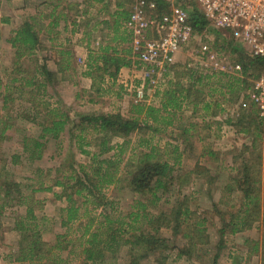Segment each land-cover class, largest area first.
Listing matches in <instances>:
<instances>
[{"label":"rangeland","instance_id":"obj_1","mask_svg":"<svg viewBox=\"0 0 264 264\" xmlns=\"http://www.w3.org/2000/svg\"><path fill=\"white\" fill-rule=\"evenodd\" d=\"M56 1H58L57 4H67L69 13L74 12L77 15L76 25L84 20L85 30L95 28L96 25V30L110 29L103 24V20H94L98 18L96 17L98 11L90 17L85 10L79 9L82 13L75 12L77 6L74 0ZM132 2L133 0H105L108 11L123 3V10L130 12ZM31 5L28 4V7L32 8ZM189 8L196 9L194 4H189ZM36 19L34 17L32 21ZM26 20H30V17ZM41 20L46 19L41 18ZM205 36L208 38L205 39L202 36V39L199 36L200 42H207L215 51L223 50L230 61H238V54L233 53L230 46H226L228 41L222 42L218 38V33L207 30ZM197 41L194 40L189 46L182 48L184 49L183 61H185L182 64L185 65L186 70L195 68L189 67L188 63L195 62H192V59L198 54ZM0 50L3 52L1 48ZM242 52L246 53L245 50ZM10 61L13 62L14 72L19 70L16 63L18 65L22 62L20 64L23 65V69L28 70L32 66V63H27V59L17 62L13 57ZM138 65H132V69H129L132 74L123 77L125 83H119L116 80V84L124 95L122 98L124 100L121 102L112 100L110 103L107 100L103 104L104 101L100 100L102 106L81 109L79 108L80 93L70 92L68 88L56 92L57 99L51 100L47 99V96L35 95L32 100L41 102L43 106L45 103L54 104L58 99L61 105L64 104L63 107H66V103H70L65 110H68L73 118L87 114L126 115L125 112H130L132 104L139 103L134 96L135 88L145 83ZM145 70L148 72L146 74H150L148 75L150 78L157 79L155 81L157 84L146 87L144 85L145 99L148 102L145 100L141 103L146 102L155 108H159L161 92L170 85L177 82L193 85L192 82L176 80V75H169L170 70L156 72L157 74H152L148 66ZM182 71L184 70L177 72L180 74ZM263 71L264 69L249 72L247 76H243V83L240 82V84L235 78L218 76L217 72L208 73L209 76L215 77L208 79V83L203 80L201 86L195 85L191 88L188 102L187 99L185 100V104L188 103V105H183L181 109L171 111L169 114L162 113L164 120L160 119L157 124L148 122L145 127L141 124L138 132L125 139L128 143L119 156L120 161L115 173L116 179H119L118 184L103 186L100 197L95 202L84 191L76 195L75 191L68 190V193L72 194L74 208H79V211L78 219L65 226L62 221L66 218L68 205L65 197L62 196L61 187H56L55 182L66 177H77L89 188V181L85 179V175L91 177V174H95L99 164L91 163L86 156L79 154L75 147L71 149L68 136L63 135L56 140L44 141V148L39 159L29 164L23 155L22 136L25 133L32 138H38L39 128L31 121L19 119L20 116L22 118L25 116L19 113L21 108L17 111L15 100L2 111L0 97V131L6 127V133L0 139V204L8 198L11 200L0 216V264H17L19 243L24 234L29 235L32 230L39 234L46 249L51 248L53 254L60 255L67 264H83L81 234L89 226L91 227L89 231L98 236L97 240L104 241L108 233L106 229L98 225L105 217L112 221L113 230L121 228L124 240L139 234L166 240L167 247L162 251L165 258L156 261L157 254L154 259L149 257L138 262L140 253L137 251L133 254L131 263L136 261L137 264H264V123L254 120V106L247 96L249 85L254 80L251 75H259ZM203 73L201 74L204 75ZM3 74L7 76L6 71ZM73 77L72 80L76 82L75 73ZM197 77L198 74L193 80ZM105 84L106 81H104ZM14 86L16 85H12L10 92ZM11 95L15 99L19 94L12 92ZM91 96H95L94 92H91ZM101 97L103 98L104 95ZM192 102L211 103V108L207 109L203 106L195 113L196 109ZM216 102L220 104L222 111L215 107ZM39 108H41L40 105ZM6 113L9 115L4 119L3 116ZM218 113H221L218 115L220 121L215 122L212 118ZM168 121L170 125L165 126ZM6 122L10 126H5ZM123 141L117 139L113 143L114 145L122 144ZM140 143L142 146L139 145ZM117 151L119 149L100 159L109 158ZM141 153L149 154L150 158L138 163ZM13 156L18 158L15 164L11 160ZM1 161L4 162L3 167ZM146 162L150 165L167 163L170 170L161 179L162 187L155 192H151L155 188L153 180L149 183L151 191L133 192L130 186L131 179L139 170L138 168L144 166ZM81 167L84 168L83 171ZM37 170L41 173L36 175ZM37 177H40V181L45 186L52 187V191L32 193L30 186L34 184L33 181H37ZM75 181L71 179L70 186H73ZM32 188H38V186L35 185ZM6 190H9V197L5 199ZM243 190H248L251 198L256 197L255 193L259 194L258 200L248 206L243 199ZM20 194L24 198L28 197L25 200L27 204L23 202L18 205ZM152 195L160 198L154 204L150 202L153 200ZM27 207L32 208L34 220L25 219ZM186 207L188 214L183 215L176 228L173 216L178 212L184 213ZM245 211H249V216L245 215ZM133 214L140 216L136 223H131L134 219ZM168 220L172 222L171 227L167 224ZM150 221L152 224L149 223ZM22 222L25 224V229L20 231L17 227ZM242 222L244 226L238 225L242 230L233 234L231 226ZM186 226L193 230L198 229L197 236L192 234L194 239L184 237L190 231ZM84 239L87 240V236ZM57 243L60 244L59 248L64 247V249L56 248ZM128 250V247L121 244L114 254L105 253L106 264H130Z\"/></svg>","mask_w":264,"mask_h":264},{"label":"trees","instance_id":"obj_2","mask_svg":"<svg viewBox=\"0 0 264 264\" xmlns=\"http://www.w3.org/2000/svg\"><path fill=\"white\" fill-rule=\"evenodd\" d=\"M103 1V0H100ZM158 8L160 10H165L166 5L158 1L157 2ZM119 9V13H117L116 19L113 20V25L109 26L114 32L119 33V36L114 37V41H118L120 44H127L128 48L122 50L120 53L126 57H120L119 51L117 52L115 48L112 47H99V53L97 56H93L92 52H90L87 61L85 62L86 70L85 72L81 73L80 75L88 76L91 78L92 85H91V92H94L95 96L91 99L92 101L95 100V97L98 99L101 96L105 95L109 89H104V81L108 79L110 83V87L115 85V81L119 75V71L122 68H130L132 65L137 66V62H133V50L130 46V34L124 29L123 25L128 18V13L121 8V5H117ZM33 18L30 20H26L19 29L14 32V36L9 40L11 44V48L15 51V60L18 61L20 58L26 56H30L35 52L39 47V40L37 37V33L34 28ZM190 21L193 29L196 32L201 33L204 28L206 27V22L204 21L203 17L199 15L197 10L191 11L190 13ZM228 41L227 47H231V51L235 54H238V63L242 66V76H247L249 72L256 71V70H263L264 69V61L262 59H256L249 56L246 53L242 52V49L238 48L232 41ZM223 41V42H226ZM223 51V50H221ZM94 54V51H93ZM134 63V64H133ZM71 65V62L67 58L65 61V68L68 69ZM198 68H191L182 71L177 77L176 80H185L186 82H192L193 85L190 84H182L181 82H177V84L170 85L167 89H165L160 94V102L159 108H155L153 106L146 105L144 103H136L131 105V110L129 112V116L122 115L120 113L114 114H87V115H77L72 118L70 114L65 110V112L59 108H49V104L45 103V106L41 104L39 101L36 102L40 105V110L34 109L33 111H29L31 116L29 120L26 118H22V120L31 121L35 123V125L39 128V136L38 138H32L25 133L22 136V151L23 155L26 157L28 163H34L35 160L39 159L41 151L44 148V141L49 139H58L61 134H63L68 127L67 136H68V143L69 147L73 149L74 147L77 149L79 154L86 156L91 163L96 162L99 164L97 167L95 174H91V177L85 175V179L89 181V188L80 182L79 178H63L61 181H56L55 186L61 187L62 189V196L65 197V201L68 206H66V218L62 221V224L68 225L72 221L78 219V211L79 208H74L72 194L68 193V190L75 191L74 194L80 195L83 191L87 193V196L91 197L93 202L97 201V198L100 197L101 188L105 185H114L118 184V178L116 179V171L117 166L119 164V156L123 153V147L128 143L125 139L129 137V135L138 132L140 130V125L142 124L144 127L151 122L153 124H157L160 119L164 120L163 114H169L171 111H177L181 109V107L185 104V100L189 99L190 90L195 85L201 86L203 84V80L206 82L208 79H211L215 76H209L208 73H203V71H198ZM72 71L75 72V69L72 68ZM204 75H202L201 73ZM200 73V74H199ZM36 74L39 75L41 80L39 83H34L32 77L29 80H26V76L21 78V80L26 81L25 88L33 87L35 88V92L33 91H22V89L18 92L20 95H28V98H32L36 96H45V83L51 80H55L56 75L53 76L50 74L44 66H40L37 69ZM198 74L196 80L195 75ZM218 76H224L226 78H235L236 82L240 84L243 83L242 78H236L235 76H229L225 74H217ZM258 75L252 74L251 77L255 79ZM208 83V82H207ZM170 84V83H169ZM149 85L148 80H146L145 87ZM144 87V90H145ZM250 87V86H249ZM158 93V92H157ZM156 93V94H157ZM158 95V94H157ZM10 96V95H8ZM4 96L3 97V110H6V104L13 102L15 99ZM1 97V94H0ZM194 103V102H193ZM196 104V103H194ZM188 105V103H187ZM255 109V108H254ZM256 111V110H255ZM33 112V113H31ZM43 112V115H42ZM7 114V113H6ZM8 116V115H7ZM6 121V120H5ZM5 124V123H4ZM170 125V121L166 122L165 126ZM8 126L7 122L6 125ZM6 127H4L0 131V139L3 138L4 134L6 133ZM120 139L124 140L122 144L114 145V141ZM139 145L142 146V143ZM92 148V149H89ZM119 149L113 156H109L104 160L100 158L106 154H109L112 151ZM140 158L138 159V163H142L147 161L150 158L149 154L141 153ZM13 164L17 163L18 158L13 156L11 157ZM1 166H4V162L1 161ZM83 167H81V171H83ZM139 170L135 175L132 177L130 186L133 192H149L151 191L149 188V183L153 180L155 187L151 192H155L157 189L162 187L161 179L164 178L167 171L170 170L167 163H156L153 165L145 163L144 166L138 168ZM37 173H41L38 170ZM73 179L75 184L70 186V180ZM37 181L30 186L33 192H50L52 191V187L45 186L42 181H40V177H37ZM5 184V183H4ZM38 186V188H32ZM2 186V185H1ZM18 187V185H15ZM243 199L246 201L247 205L249 206L254 201H257L259 198V194L255 193L254 196L250 197V193L248 190H243ZM255 192V191H254ZM31 194V193H30ZM250 195V196H249ZM5 199L9 197V190H6L4 193ZM57 198L61 196H56ZM153 200L151 203H155L160 198H156L155 195H152ZM26 199L28 197H23L20 194L18 199V205L26 203ZM6 201V202H5ZM3 203L0 204V216L3 209L10 204L11 200L8 198ZM188 214V208L184 213L178 212L177 215L173 216V221L175 223V227L180 223L183 215ZM33 210L30 207H27L25 211V219L26 220H34L32 217ZM245 215L249 216V211H245ZM134 219L131 223H136L137 219H140V216L137 214H133ZM168 219V218H167ZM242 220V218H241ZM179 221V222H178ZM149 223L152 224L150 221ZM245 223V222H244ZM169 227L172 226L171 220L167 221ZM112 221L108 218H104L103 222H101L98 227H103L106 229L105 231L108 233L105 237L104 241L97 240L98 236L94 233H91L89 229L91 227H86L81 234L83 239V244L81 245V255L84 256L82 259L83 264H106L105 260V253H112L114 254L119 248L120 245H124L128 247V257L129 262L132 260L134 253L137 251L140 253V261L146 260L147 258H155L156 261L161 260L164 257L162 251L167 247L166 240L161 238H154V236L148 235L147 237L139 235H133L128 240H124L121 232V228H111ZM184 225V224H183ZM239 226L243 225V222L240 224H234L231 226L232 233H237L242 230ZM244 226V225H243ZM25 224L19 223L18 230L22 231L25 228ZM36 226H34L35 228ZM189 234H186L184 237L187 239H194V236H197V230H193L186 226ZM100 230V229H98ZM23 233H26L23 231ZM105 235V233H104ZM87 236V240L84 237ZM121 242V243H120ZM59 243H57L58 249L62 250L64 247L59 248ZM114 245H116L114 247ZM46 245L41 242L39 234L35 232V230L31 231V234H24L21 239V242L18 246L19 256L16 258L17 264H67L66 260H63L60 255L53 254V250L46 249ZM114 247V248H113ZM115 248L117 250H115ZM59 250V251H60ZM156 253V254H155ZM187 253V252H186ZM188 254V253H187ZM156 255V256H155ZM190 257V256H188ZM130 264H137L136 261L130 262Z\"/></svg>","mask_w":264,"mask_h":264},{"label":"crops","instance_id":"obj_3","mask_svg":"<svg viewBox=\"0 0 264 264\" xmlns=\"http://www.w3.org/2000/svg\"><path fill=\"white\" fill-rule=\"evenodd\" d=\"M30 1V3H29ZM76 2L77 6L75 8V12L79 11V9L85 10L88 15L91 17L95 12H99L96 14V19L94 20H103V24L106 26H112L113 20L116 19L117 13L121 9L118 8V6H115L113 10L108 11V4H105V0H74ZM58 1L56 0H0V48L3 50V52L0 50V55L3 53V55L0 56V69L2 70V73L0 74V90H1V100L4 96L12 98V92L18 93L21 89L22 91H33L35 92V88L29 87V89L24 87L26 85V81L21 80L24 76H26V80L31 79L34 83H39L41 78L38 74H36L37 69H39L40 66H44L46 70L52 74L53 76L56 75L55 80H51L49 82L45 83V97L47 96V99L55 98L57 96L56 92H59L60 89L68 88L70 92L80 93V104L79 108H89L93 106H102L107 102V100L112 103V100L116 101H123L124 98L123 92L121 88L115 83L113 87H110V83L107 80L106 84L103 85L104 89H109V91L104 95V97L91 100L93 96H91V85L92 81L91 78L88 76H81L80 74L85 72L86 67L85 62L88 59V56L90 52H92V55L95 57L99 53V47H112L115 48L116 51L119 53L118 56L120 57H126L122 55L120 52L126 48H128L127 44H120L118 41H114V37L117 35H120L119 33H113L114 31L110 28L109 30H96L97 25L95 28L86 29L83 28V22H79V24L76 25L75 17L77 15L74 14V12L69 13V7L67 8V4H57ZM31 3H33L31 5ZM28 4L32 6V8L28 7ZM83 4H87L84 6ZM121 4V8L124 6L123 3ZM123 9V8H122ZM5 10L7 12H5ZM57 13L55 14V12ZM82 11H79L78 13H82ZM10 13V14H7ZM129 15V12H127ZM47 15V16H45ZM56 15V16H55ZM60 15V16H59ZM87 15V16H88ZM32 16V17H31ZM10 17V18H9ZM34 18L37 19L33 21L34 28L37 33V37L39 40V47L38 49L33 52L32 55L26 57L20 58L27 59V63H32L31 69H23V65H18L16 63V66L19 67V70L13 71L14 65L13 62L10 61L13 57H15V51L11 48V44L9 43V40L11 37H13L14 32L20 28V26L25 22V19L27 18ZM41 18H44L46 20H41ZM15 19V20H14ZM93 29V30H92ZM90 30H92L90 32ZM7 31V32H6ZM94 51V54H93ZM184 49L177 52L174 56V64L168 69L169 75H179V70H186L185 65H183L185 61L183 58ZM67 58L71 62V65L68 69L65 68V61H67ZM3 60L4 63H3ZM7 60V61H6ZM134 60V61H133ZM133 62H137L136 58H132ZM19 62V60L17 61ZM138 63V62H137ZM183 63V64H182ZM5 64V65H4ZM134 64V63H133ZM5 67H4V66ZM4 67V70H3ZM133 67V66H132ZM23 70H22V69ZM72 68L75 69V72L72 71ZM131 68V67H130ZM130 68H122L119 71V76L117 77V81L125 82V79L123 77L130 76L132 73L130 72ZM132 69V68H131ZM6 71L7 76H3V72ZM26 75H25V72ZM74 73L77 75V81L74 82L72 79L74 78ZM178 73V74H177ZM221 74V73H217ZM122 76V78H121ZM243 78V77H242ZM129 79V78H127ZM116 82V81H115ZM12 85H16L13 87L12 92H10V89L12 88ZM250 86V85H249ZM158 92V91H157ZM52 93L53 95H51ZM19 95L15 98V104L17 111L20 110V114L24 115L26 119L29 120V117L31 116L29 113L30 110L34 112V109L40 110L39 105L32 100V98H28V95ZM91 96L90 98H87L86 96ZM146 97V96H145ZM18 100V101H17ZM19 100H22L24 102H21ZM100 100H103L104 103L101 104ZM146 100V99H145ZM19 102V104H18ZM48 102V101H47ZM118 102V103H120ZM131 102V101H130ZM146 102H148L146 100ZM146 102L144 104H146ZM12 103V102H10ZM10 103L6 104V107L10 105ZM41 103V102H40ZM117 103V104H118ZM132 103V102H131ZM193 103V102H192ZM196 103V104H194ZM193 107L196 109L195 113H197L198 109H201L203 106L208 108H211V103L206 104L205 102L203 104H200L198 102H194ZM70 103H66L61 105L60 100L56 103H49V108H59L65 112V109L68 107ZM205 104V105H204ZM252 104V103H251ZM148 105V104H146ZM187 105V104H184ZM214 105V104H213ZM218 107L220 111L221 107L220 104L218 105L217 102L215 104V107ZM253 106V105H252ZM23 107V109H22ZM196 107V108H195ZM254 120L257 119V112L254 109ZM2 111L3 110V100H2ZM68 112V110H66ZM31 112V113H33ZM126 116H129L128 111ZM221 113H218L217 115H213V121L218 122L220 121V118L218 115ZM7 115L5 114L3 117L6 119ZM43 115V112H42ZM18 115H16L17 117ZM71 116V114H70ZM15 117V118H16ZM73 118V116H71ZM22 120V117L20 118ZM256 121V120H255ZM259 121V120H258ZM10 126V125H8ZM68 127L66 128L65 132L61 135L67 136ZM60 135V136H61ZM59 136V137H60ZM120 140V139H119Z\"/></svg>","mask_w":264,"mask_h":264},{"label":"built area","instance_id":"obj_4","mask_svg":"<svg viewBox=\"0 0 264 264\" xmlns=\"http://www.w3.org/2000/svg\"><path fill=\"white\" fill-rule=\"evenodd\" d=\"M158 1L166 5L165 10L158 8ZM132 3L123 26L130 34V46L144 82L148 80L149 85H156L157 79L146 74V66L152 74L167 71L174 64L175 54L194 40H198V54L192 59L194 63H188L189 67L242 78L239 63L230 61L224 51H215L207 42H200V37L208 38L207 30L218 33L222 42L232 41L249 56L264 61V0H133ZM189 4L196 9L191 10ZM194 10L206 22L201 33L191 25L190 13ZM145 83L134 90L137 102L145 101ZM247 96L258 120L264 123V71L251 82Z\"/></svg>","mask_w":264,"mask_h":264}]
</instances>
